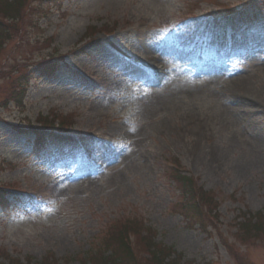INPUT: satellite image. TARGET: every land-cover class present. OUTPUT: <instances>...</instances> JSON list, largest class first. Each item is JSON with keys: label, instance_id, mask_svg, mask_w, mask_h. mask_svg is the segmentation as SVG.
<instances>
[{"label": "rangeland", "instance_id": "1", "mask_svg": "<svg viewBox=\"0 0 264 264\" xmlns=\"http://www.w3.org/2000/svg\"><path fill=\"white\" fill-rule=\"evenodd\" d=\"M67 3L61 11L63 16L52 13L40 20V37H50L54 26L62 22L59 19H67L69 24L62 30L57 53L85 47L70 61L86 76L98 72L105 81L100 88L112 87L113 93L103 99L100 88L90 87L88 91L77 75L63 69L54 79L33 86L29 95L32 101L35 99V110L43 115L56 112L73 116L70 129L75 131L102 132V122L84 120L81 111L88 107L122 108L118 137L123 141L110 148L129 147L130 151L122 159L125 166L119 172L104 173L99 183L93 182L88 172V181H80L75 190L60 192L48 208L37 209L33 202L9 193L6 200L14 209H0V254L22 262L52 256L59 264L66 260L78 264V258L101 246L109 230L137 220L156 233V242L180 253L183 261L236 264L221 246L219 236H208L197 226L189 229L180 216L172 213L181 201L177 185L166 174L170 163L176 161L197 177L205 190L235 194L236 203L225 200L219 209L220 231L227 237L225 226L238 210L264 209V75L260 74L264 67L258 66V58H264V5L260 0ZM140 23H147V44L164 57L170 70L160 88L145 89L137 95L128 92L137 87L138 81L128 70L127 58H142V52L133 47ZM103 26L114 28L113 34L86 36L89 27ZM98 37L102 39L95 44L93 40ZM217 37V43H251L260 51L244 67L258 79L249 80L248 72L232 78L219 70L206 72L203 77L191 72L186 56L211 51ZM223 45L220 43L219 56L228 46ZM249 49L248 45L244 51ZM52 52H40L34 60ZM22 57L24 63L30 62L27 52L23 51ZM16 62H20L19 56ZM5 87L0 81V90ZM29 118L32 121L34 115ZM8 126L0 122V160L5 170L1 179L12 178V187L43 189L53 179L82 166L65 136L51 135L53 140L47 146L50 153L34 152L31 137ZM111 130L115 132V127L107 132ZM109 152L112 150L104 151ZM239 254L244 257L240 261L264 264V248L259 245L241 248Z\"/></svg>", "mask_w": 264, "mask_h": 264}, {"label": "trees", "instance_id": "2", "mask_svg": "<svg viewBox=\"0 0 264 264\" xmlns=\"http://www.w3.org/2000/svg\"><path fill=\"white\" fill-rule=\"evenodd\" d=\"M14 2L16 5L12 4ZM21 5L22 0H13V2L0 0V10L15 19L18 18V9ZM6 28L0 25V40L8 37ZM166 177L176 183L181 196L187 199L186 206L179 208L182 215H189V221L191 223L201 222L204 215L201 208L207 205L210 206L209 199L201 196L197 199L194 206L195 197L193 195L197 192L193 190V185L190 180L173 171L171 173L169 172ZM255 218L256 221L254 223L248 217L244 218L243 223L239 224V231L243 240L260 239L264 241V213L256 214ZM128 225L129 227H117L115 231L110 228L111 230L106 234L101 246H98L94 252H91L87 256L78 258V264H180L179 257H173L174 253L153 243L148 230L141 227L140 224L128 223ZM127 231H133L140 236V241L144 244V252L148 255L146 259L138 261L133 256L129 244L126 241ZM142 233L144 234L143 236ZM7 261L8 264H23L16 259L8 258ZM65 263L69 264V261H65ZM25 264H57V262L53 258H45L39 262L27 260Z\"/></svg>", "mask_w": 264, "mask_h": 264}, {"label": "bare ground", "instance_id": "3", "mask_svg": "<svg viewBox=\"0 0 264 264\" xmlns=\"http://www.w3.org/2000/svg\"><path fill=\"white\" fill-rule=\"evenodd\" d=\"M127 153H129V150H128V149H124L123 152H122V154L116 157V160H117L118 158H120L121 156H125V154H127ZM121 160H122V159H121ZM124 163H125V162L122 161V163H121L120 165L123 166ZM115 169H116V167H113V168H111V171H114ZM72 186H73V185H71L70 187H72Z\"/></svg>", "mask_w": 264, "mask_h": 264}]
</instances>
